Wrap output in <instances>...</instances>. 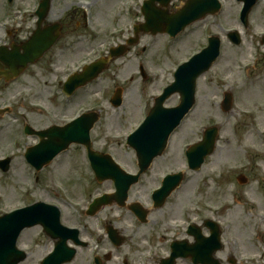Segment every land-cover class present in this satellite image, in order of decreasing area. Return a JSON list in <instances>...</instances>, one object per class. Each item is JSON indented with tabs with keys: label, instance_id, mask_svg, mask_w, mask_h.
<instances>
[{
	"label": "rangeland",
	"instance_id": "1",
	"mask_svg": "<svg viewBox=\"0 0 264 264\" xmlns=\"http://www.w3.org/2000/svg\"><path fill=\"white\" fill-rule=\"evenodd\" d=\"M186 1L171 0L169 13ZM123 2L131 4V0H52L51 19L65 24L62 42L16 82L0 83V108H11L10 112L0 113V159H12L10 171H0V217L42 202L58 207L61 224L74 228L77 222L70 215L71 209L82 208L84 213L95 198L115 192L114 184L96 181L87 152L80 145L71 146L37 173L27 163L25 153L27 148L38 145L39 139L24 134L25 124L35 131H44L53 125L63 127L78 114L100 110V121L91 132L93 150L111 155L127 173L135 174L137 158L126 144L127 137L142 124L154 99L173 83L178 67L202 52L210 36H217L222 42L221 56L210 72L199 78L194 109L171 136L164 155L132 186L127 204L140 203L147 209L153 191L171 173H185L182 186L161 209L150 212L144 225L136 222L127 208L119 211L116 205L104 207L95 217L82 218L97 233L101 222L110 223L127 240L120 250L104 241L99 252L111 251V264L125 258L143 264L141 257L149 251L144 249L146 242L152 237L157 244L162 243L159 236L167 232V221L180 222V214L190 213L189 221L196 218L197 212L215 210L223 213L218 220L224 250L217 257L226 261L228 255L237 251L234 241L251 244L252 233L246 221L264 231V0L250 13L248 29L239 19L241 5L236 0H222L224 8L218 16H208L193 24L175 39L164 34L144 35L138 46L114 62L99 80L70 100L65 99L60 83L75 66L106 57L110 48L125 42L132 33L131 18L123 10ZM17 5L34 7L32 0H17L15 14H19ZM4 8V0H0V19ZM133 12L134 19L144 21L140 9ZM5 13L10 14L6 10ZM85 13L89 28L84 24ZM29 18L17 27L24 30L21 38H27L34 26V20ZM233 31H238L242 38L238 47L227 37ZM51 67L59 70L60 75H51ZM140 67L146 79L142 78ZM117 89L123 91V104L114 108L110 101ZM224 92L234 97L233 109L228 114L221 109ZM179 101V96L174 95L165 106L176 107ZM213 126L220 130L214 154L200 171H189L186 150L199 143L204 131ZM240 176L248 178L246 185L238 182ZM253 201L260 207L250 206ZM234 202L240 203L238 212L224 207ZM176 234L171 232L168 236ZM17 247L28 254L21 264H39L53 251L54 242L37 226L21 234ZM90 255L91 248L78 249L69 264H87ZM156 263L154 259L150 264Z\"/></svg>",
	"mask_w": 264,
	"mask_h": 264
},
{
	"label": "water",
	"instance_id": "2",
	"mask_svg": "<svg viewBox=\"0 0 264 264\" xmlns=\"http://www.w3.org/2000/svg\"><path fill=\"white\" fill-rule=\"evenodd\" d=\"M156 1L161 3L163 9L167 8L170 2L169 0H152L145 5L143 13L146 23L138 26L136 39L129 41V46L136 45L141 34L156 35L165 33L171 37H176L188 26L204 19L208 14H217L220 8L215 0H189L181 10L169 15L165 10L156 9ZM242 1L246 5L242 17L246 25L248 15L258 0ZM50 2L51 0L44 1L42 11L39 13L41 20L47 15ZM57 29L56 27L49 32L42 30L36 32L32 39L23 47V55L20 54L18 49L12 53L7 52L5 49L1 50L0 63L7 70H4V67L2 68L0 64V80L4 79L6 82L14 81L26 71L29 65L37 63L58 40L59 32ZM229 37L233 43L240 44V38L237 33L231 34ZM220 47V39L212 38L209 42V47L205 51L192 59L190 63L183 65L175 74V82L164 91L161 97L156 99L155 107L145 123L130 137L128 144L136 151L139 160L141 170L139 176L150 168L156 158L161 157L165 153L171 135L194 107L197 80L208 72L217 61L220 56ZM128 50L125 46L113 49L111 57L87 67L82 74L71 77L65 86L66 93L72 95L78 88L91 83L109 68L110 60L123 57ZM174 94L180 95V105L176 108H165V102ZM121 103V91H118L113 104L118 107ZM231 106L232 97L228 95L224 103V109L228 111ZM97 121L98 116L90 114L65 128H53L43 132H36L29 127L27 128V134L37 135L41 139L40 145L30 149L26 155L28 162L36 170L41 171L44 166L49 165L57 156L68 150L72 144H79L87 148L97 180L100 183L107 180H112L115 183L116 194L106 195L96 200L91 206V214H95L102 207L114 203L119 206H125L130 188L139 180V176L125 174L109 156L92 151L90 132ZM217 135V129L208 130L204 141L189 149L187 157L191 170H199L206 158L213 154ZM9 164L10 160L0 162V168L8 171ZM182 180V174L169 176L165 180L163 188L157 191L154 196L157 207L164 205L166 199L179 187ZM131 209L138 214L141 220H144L145 212L138 205H133ZM60 216V211L56 207L38 203L1 218L0 264H20L26 259L25 253L17 249V241L22 231L37 225H41L48 236L59 240L55 252L43 264L70 263L75 256V251L68 247L67 241L72 239L78 243V233L63 227L60 222ZM212 228L214 230V240L218 242V230L215 227Z\"/></svg>",
	"mask_w": 264,
	"mask_h": 264
},
{
	"label": "flooded vegetation",
	"instance_id": "3",
	"mask_svg": "<svg viewBox=\"0 0 264 264\" xmlns=\"http://www.w3.org/2000/svg\"><path fill=\"white\" fill-rule=\"evenodd\" d=\"M43 1L44 0H35L34 2L35 9L33 15L31 16L4 15L1 18V21L7 20L9 22V27H7L8 30L5 33L4 42L1 44V46H3L7 52L12 53L16 49H18L20 54H23L24 53L23 47L26 43L29 42L32 35H34L39 30L45 32L54 30V28H56L55 25L57 23L60 25L59 29L61 36L56 46L62 42L64 37L65 24L62 21H53L51 19L52 16L50 15L51 13L50 11L47 13L46 17L43 18V20H41V17L37 14L39 10V6ZM28 18L34 20L33 21L34 26L33 28L30 27V31L26 36L27 38L25 37L21 38V33L24 32V30H21L20 28L17 27L20 26L22 22L24 24V22L27 21ZM0 64L2 67L4 66L2 63ZM263 182H264V177L262 183ZM219 215L221 214L220 213L213 214L211 210L204 212V214L197 213L196 218H193L195 221V224L192 225L194 228L193 232H191L188 229L173 230L166 227L167 232H165V235L162 234L161 236H159V239L163 240L162 243L158 241L159 244H157V241L154 242L152 237L151 240H148L146 242L147 245L144 246V249L149 248L148 249L149 251L143 253L141 257L143 264H150L154 259L157 262L156 264H170L166 260H168V258L173 253L172 244L175 242H183V243H180L179 247L174 250V252L177 253L178 255V259L176 260V262H174V264H264V257H263L264 240L262 239V237H264V233L262 230H260L259 227H257L255 223H253L252 225L248 223L250 227L249 229L251 230L252 233L251 244L249 243L247 246V244H242V241L240 242V240L239 241L236 240L234 242L236 243L237 251L234 252V255H228L226 259L227 262L223 261L225 259L221 260L217 257L218 254L224 250V246L222 244V240H220L219 242H215V240L213 239L214 230L209 226H207L206 222L213 221L217 223L219 226L221 222L220 220H218ZM244 224L245 223L241 224V228H244L245 226ZM100 226L101 228L99 232H105L106 235H98L96 234L97 231L91 229L89 224L87 223H85V225L82 224L84 230L80 229V238L82 241L86 243V245L84 247H80L79 249L82 250L90 249L92 245L95 244L99 245L100 248L104 244V241L107 240L108 244H110L115 250H120V247L114 246L112 240L109 237L110 235L109 233L112 230H116V228H114V225L110 223L108 224L101 223ZM73 227L76 228V226ZM88 227L90 228L89 231L87 230ZM117 232L119 236L121 235L122 237H124L121 232H119L118 230ZM171 232H177V234L174 236H168ZM220 232H221V228H220ZM194 234L197 236H193ZM166 236L168 237V239H166ZM126 243L127 240L124 237V244ZM161 244H163L164 246H161ZM216 246H218V248H216ZM232 248L234 249V247ZM101 252H99L98 255H96L93 259L92 256H89V261L87 264H111L113 262L114 255L111 254V251L106 252V254ZM137 263L139 264V262ZM137 263L134 260L129 261L128 258H125L121 262H118V264H137Z\"/></svg>",
	"mask_w": 264,
	"mask_h": 264
},
{
	"label": "bare ground",
	"instance_id": "4",
	"mask_svg": "<svg viewBox=\"0 0 264 264\" xmlns=\"http://www.w3.org/2000/svg\"><path fill=\"white\" fill-rule=\"evenodd\" d=\"M207 186H208V184H207ZM225 207L226 208L233 207L235 209L233 212H238L239 210L237 208L240 207V203L235 202V203L227 204ZM258 207H260L259 204H258Z\"/></svg>",
	"mask_w": 264,
	"mask_h": 264
}]
</instances>
